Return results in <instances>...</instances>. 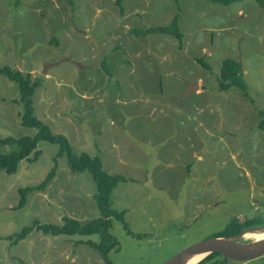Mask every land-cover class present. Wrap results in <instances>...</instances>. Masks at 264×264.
<instances>
[{"label": "rangeland", "instance_id": "rangeland-1", "mask_svg": "<svg viewBox=\"0 0 264 264\" xmlns=\"http://www.w3.org/2000/svg\"><path fill=\"white\" fill-rule=\"evenodd\" d=\"M116 1L0 0V66L38 82L36 117L76 154L97 156L102 170L127 179L110 196L109 208L124 212L128 230L111 218L108 233L117 246L107 251L108 264H163L232 218L264 222V132L257 128V110H264V7L255 0L226 6L121 0L119 8ZM172 24L181 40L168 32L129 33ZM129 50L159 54L125 58ZM225 59L241 65L254 104L234 89H217ZM134 63L158 68L160 81H139V71L117 81ZM45 65L52 66L44 75ZM14 88L0 76V138L36 131L21 125ZM16 149L0 145V155ZM37 150L38 158L21 161L15 174L0 172V264H107L85 243L97 235L31 232L10 244L7 238L34 219L61 224L63 217L81 223L101 217L91 175L72 173L64 156L45 189L14 208L18 189L40 184L54 165L56 145L41 141ZM232 264H264V255Z\"/></svg>", "mask_w": 264, "mask_h": 264}, {"label": "trees", "instance_id": "trees-1", "mask_svg": "<svg viewBox=\"0 0 264 264\" xmlns=\"http://www.w3.org/2000/svg\"><path fill=\"white\" fill-rule=\"evenodd\" d=\"M120 1L116 3L120 8ZM213 3L222 5H229L241 0H210ZM262 7H264V0H255ZM122 14V8H121ZM169 33L181 40L182 34L171 25L168 27H156L146 30L130 29L129 33L134 36L150 35L152 33ZM197 62L205 69L210 71V67L203 61L202 58L197 59ZM0 76H3L8 81L14 84L17 90L18 98L11 101L18 105L21 109V125L26 128L35 129V133L31 136L13 137L8 136L0 138V145L12 144L17 147L16 150L10 153L0 155V172L6 175H13L17 172L19 163L23 160L29 162L35 161L40 152L37 150L39 142L44 141L57 146V152L53 157V167L46 174L45 178L40 184L31 187L18 189V202L14 208H23L27 202L28 195L35 191H43L47 184L52 181L55 176L57 168V158L64 156L69 170L72 173L88 172L96 187V193L93 195L101 217L87 223H81L69 217H63L61 224L52 223H39L37 219L26 227H23L18 233L9 236L7 239L10 244L14 245L26 239L31 232H40L43 235L59 236V235H80L91 236L97 235L98 241L87 240L85 242L88 246L92 247L98 252L101 259L107 262V251L113 250L117 246L116 240L108 233L111 227V218L119 220L125 230H128L127 225L123 221L124 212H115L109 208L110 196L116 185L120 182H127V179L121 175L108 174L101 168V160L97 156L88 155L85 152L76 154L68 141V139L61 134L53 133L48 125L39 120L33 107L34 91L38 87V82L32 80L29 74L12 69L9 66H0ZM217 89L219 91H229L234 89L241 94L243 98L254 104L253 99L250 97L247 85L244 81L241 65L232 60L225 59L221 62L219 74L217 77ZM259 121L257 128L264 132V110H257ZM32 158H29L30 156ZM264 221V220H263ZM264 225L261 217H254L244 221L238 218H232L225 226V228L211 236V237H231L239 234L245 229L258 227ZM196 264H232L229 260L223 258L219 253H212Z\"/></svg>", "mask_w": 264, "mask_h": 264}, {"label": "water", "instance_id": "water-1", "mask_svg": "<svg viewBox=\"0 0 264 264\" xmlns=\"http://www.w3.org/2000/svg\"><path fill=\"white\" fill-rule=\"evenodd\" d=\"M68 61H70L69 58L62 60L61 62ZM57 64L58 63L53 65ZM51 66L52 65H45L42 70V74L45 75L46 70ZM77 66H79V64ZM262 234H264V226L245 229L239 234L231 237L207 238L201 242L182 249L163 264H188L197 256L204 255L202 258L204 259L206 256L212 253H219L223 258L233 263H242L254 260L264 255V240L252 242L243 241L247 240V238L251 235Z\"/></svg>", "mask_w": 264, "mask_h": 264}, {"label": "crops", "instance_id": "crops-1", "mask_svg": "<svg viewBox=\"0 0 264 264\" xmlns=\"http://www.w3.org/2000/svg\"><path fill=\"white\" fill-rule=\"evenodd\" d=\"M129 54V56H131L132 59H138L140 56H142L143 54L146 55L147 57H152V56H158L159 51L157 50H145V51H127L124 54V57L126 58V55ZM123 59H119L116 62H118V68H120L121 66L124 65V62L122 63ZM120 61V62H119ZM128 65H131L130 61L127 60L125 62ZM136 71H139L136 74ZM136 74L135 78H138L139 81H157L159 82V75H158V68L154 67L153 65H151L150 63H145L142 66L138 65L137 63L132 64L131 70L129 72V74L126 75H122L121 73H119V75L117 76V81L118 80H127L129 81L134 75ZM168 107V105H165L164 108L166 109ZM165 111V110H164ZM197 147V145H196ZM195 153H196V148L194 149Z\"/></svg>", "mask_w": 264, "mask_h": 264}, {"label": "bare ground", "instance_id": "bare-ground-1", "mask_svg": "<svg viewBox=\"0 0 264 264\" xmlns=\"http://www.w3.org/2000/svg\"><path fill=\"white\" fill-rule=\"evenodd\" d=\"M60 62H58V63H60ZM75 64L78 65L77 63H75ZM79 67H80V65H79ZM262 226H264V225H262ZM247 240H250L251 242L252 241H260V240L263 241L264 240V234H262V235H251L250 237L247 238ZM247 240H245L243 242H250V241H247ZM203 256L204 255H200V256L195 257L188 264H196L197 262H199L203 258Z\"/></svg>", "mask_w": 264, "mask_h": 264}]
</instances>
